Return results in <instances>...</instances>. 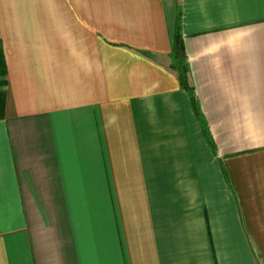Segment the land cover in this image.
Wrapping results in <instances>:
<instances>
[{"label": "crops", "instance_id": "obj_1", "mask_svg": "<svg viewBox=\"0 0 264 264\" xmlns=\"http://www.w3.org/2000/svg\"><path fill=\"white\" fill-rule=\"evenodd\" d=\"M0 264H264V0H0Z\"/></svg>", "mask_w": 264, "mask_h": 264}, {"label": "trees", "instance_id": "obj_2", "mask_svg": "<svg viewBox=\"0 0 264 264\" xmlns=\"http://www.w3.org/2000/svg\"><path fill=\"white\" fill-rule=\"evenodd\" d=\"M7 74L6 64H5V53L2 42L0 40V86L5 85L6 79L4 78ZM3 93L0 92V117L3 116L4 110V98Z\"/></svg>", "mask_w": 264, "mask_h": 264}]
</instances>
